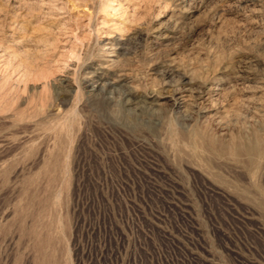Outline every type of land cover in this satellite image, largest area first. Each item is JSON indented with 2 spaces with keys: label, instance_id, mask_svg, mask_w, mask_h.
Returning a JSON list of instances; mask_svg holds the SVG:
<instances>
[{
  "label": "rangeland",
  "instance_id": "rangeland-1",
  "mask_svg": "<svg viewBox=\"0 0 264 264\" xmlns=\"http://www.w3.org/2000/svg\"><path fill=\"white\" fill-rule=\"evenodd\" d=\"M0 264H264V0H0Z\"/></svg>",
  "mask_w": 264,
  "mask_h": 264
},
{
  "label": "bare ground",
  "instance_id": "bare-ground-1",
  "mask_svg": "<svg viewBox=\"0 0 264 264\" xmlns=\"http://www.w3.org/2000/svg\"><path fill=\"white\" fill-rule=\"evenodd\" d=\"M105 67H106V66H103V68H105ZM100 85H101V87H102V86L104 85V83L101 82V79L96 78V79L92 82L91 87H92V89H95V88H97V87H100ZM186 91H187L186 88H185V89H180V88H178L176 92L179 93L180 98H184V97L186 96V94H185ZM207 91H208V90H207ZM207 94H208V92H207ZM255 149H256V147H255V145H253L252 143H250V144L246 147V151H247V153H249V154H252V153L254 152Z\"/></svg>",
  "mask_w": 264,
  "mask_h": 264
}]
</instances>
